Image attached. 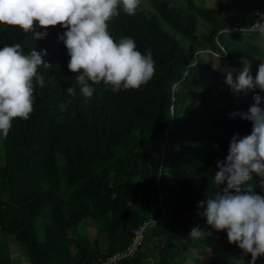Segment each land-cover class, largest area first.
Returning a JSON list of instances; mask_svg holds the SVG:
<instances>
[{
	"label": "trees",
	"instance_id": "trees-1",
	"mask_svg": "<svg viewBox=\"0 0 264 264\" xmlns=\"http://www.w3.org/2000/svg\"><path fill=\"white\" fill-rule=\"evenodd\" d=\"M147 2L135 16L121 11L108 30L117 42L129 37L141 53L151 51L153 78L115 93L92 85L87 99L78 86L74 97L66 92L75 86L58 40L66 29L49 27L34 41L31 33L0 26V48L46 50L43 60L51 64L39 68L44 83L34 88L29 119H14L0 137V264H12L5 235L28 264H103L149 217L160 221L145 231L141 248L114 264H250L226 232L206 225L197 205L216 190L217 161L226 158L232 136L251 132L250 121L229 114L251 105L234 101L197 53L223 55L234 78L251 58L264 59V36L251 30L264 0ZM249 67L254 76L257 68ZM55 213L69 233L67 246L50 217ZM86 220L95 222L92 241L77 237ZM195 226L205 234L188 239Z\"/></svg>",
	"mask_w": 264,
	"mask_h": 264
},
{
	"label": "clouds",
	"instance_id": "clouds-1",
	"mask_svg": "<svg viewBox=\"0 0 264 264\" xmlns=\"http://www.w3.org/2000/svg\"><path fill=\"white\" fill-rule=\"evenodd\" d=\"M140 3L141 0H0V26L31 33L34 41L44 38L49 27L66 29L58 40L70 57L67 68L75 74V86L66 92L74 97L78 86L79 94L87 99L93 95L92 85L103 83L115 93L140 89L153 78L151 51L141 53L129 37L117 42L108 30L121 11L135 16ZM259 16L251 27L264 36V13ZM43 55L46 50L33 49L25 54L19 43L0 48V137L8 136L14 119L27 120L33 112L34 88L44 83L39 68L51 67ZM235 71L226 70L224 80L234 93L250 89L264 92V62L258 64L254 76L248 64L234 79ZM252 99L246 112L229 114L250 121V134L232 136L226 158L217 161L216 190L197 207L203 208L200 215L207 226L226 232L228 243L236 244L244 256H251L250 264H255L264 257V195L255 191L259 187L264 192V107L260 106L264 96L256 94ZM204 234L195 226L188 239L198 240Z\"/></svg>",
	"mask_w": 264,
	"mask_h": 264
},
{
	"label": "rangeland",
	"instance_id": "rangeland-1",
	"mask_svg": "<svg viewBox=\"0 0 264 264\" xmlns=\"http://www.w3.org/2000/svg\"><path fill=\"white\" fill-rule=\"evenodd\" d=\"M173 1L176 2L180 0H173ZM142 4L144 6H149L147 0H142ZM262 45L264 46V43H262ZM197 55L201 59H203L215 71L214 77L218 80L220 85L230 90L231 98L234 101L239 102L241 105L247 106L253 103L252 97L254 95L259 94L261 96H264V92H260L259 89H250V90L242 91L240 93H234L224 83L225 71L229 70V67L223 55L216 54L208 50L199 51ZM260 62H264V59L251 58L248 63H249V66L257 68ZM206 122L214 132H217V128H215L207 118H206ZM50 217L56 224L58 235H59V240L61 244L64 246H67V241H68L67 239H68L69 233L65 229L62 228L59 214L58 213H55V215L51 214ZM40 233H41V230L38 231V234ZM95 235H96V232H95V222L94 221L86 220L85 222H83L82 224L78 226V236L77 237H79V239L92 241L94 240ZM2 239L9 244L12 264H28V261L23 253V250L16 244V241L13 238V236L5 235V236H2ZM65 256H68V254L65 253ZM189 262L190 260H188L186 264H191Z\"/></svg>",
	"mask_w": 264,
	"mask_h": 264
},
{
	"label": "built area",
	"instance_id": "built-area-1",
	"mask_svg": "<svg viewBox=\"0 0 264 264\" xmlns=\"http://www.w3.org/2000/svg\"><path fill=\"white\" fill-rule=\"evenodd\" d=\"M261 13H264V12H261ZM251 30H253L252 27H251ZM164 216L165 215H163V217ZM158 221L160 220H154L151 217L144 220L143 223L133 231L132 239L129 242V244L125 247V249L122 251L116 252L115 254L108 257L103 264H114L118 260L127 259V258L134 256L142 246L145 231L148 228H150L152 225L156 224V222Z\"/></svg>",
	"mask_w": 264,
	"mask_h": 264
}]
</instances>
